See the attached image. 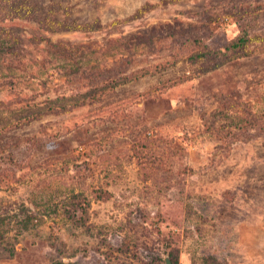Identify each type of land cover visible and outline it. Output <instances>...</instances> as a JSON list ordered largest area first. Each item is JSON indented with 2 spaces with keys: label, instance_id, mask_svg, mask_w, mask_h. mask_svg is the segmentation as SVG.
Wrapping results in <instances>:
<instances>
[{
  "label": "rangeland",
  "instance_id": "obj_1",
  "mask_svg": "<svg viewBox=\"0 0 264 264\" xmlns=\"http://www.w3.org/2000/svg\"><path fill=\"white\" fill-rule=\"evenodd\" d=\"M40 1L79 29L0 25V264H264V0Z\"/></svg>",
  "mask_w": 264,
  "mask_h": 264
},
{
  "label": "trees",
  "instance_id": "obj_2",
  "mask_svg": "<svg viewBox=\"0 0 264 264\" xmlns=\"http://www.w3.org/2000/svg\"><path fill=\"white\" fill-rule=\"evenodd\" d=\"M63 10L61 4H55L54 9L49 10L48 13L44 12V7L40 0H0V25L14 20L22 21H36L39 26L44 27V31L54 33L58 31H77V22H67L66 17L62 20H58V12ZM67 12L65 16L70 15L69 8H66ZM65 11V10H64ZM19 35L16 34L15 30H6L0 26V45L7 43L10 51H14L18 48L15 44L19 43ZM49 41V40H48ZM246 40L239 38L238 42L233 43L231 46L225 48L227 50L235 49L245 45ZM51 43V42H50ZM54 48H58L57 44H52ZM67 58V55H62ZM69 57V56H68Z\"/></svg>",
  "mask_w": 264,
  "mask_h": 264
}]
</instances>
